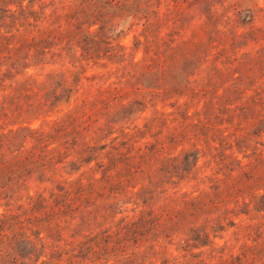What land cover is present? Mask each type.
Masks as SVG:
<instances>
[{"label":"rangeland","instance_id":"obj_1","mask_svg":"<svg viewBox=\"0 0 264 264\" xmlns=\"http://www.w3.org/2000/svg\"><path fill=\"white\" fill-rule=\"evenodd\" d=\"M22 9L0 264H264V0H0Z\"/></svg>","mask_w":264,"mask_h":264},{"label":"trees","instance_id":"obj_2","mask_svg":"<svg viewBox=\"0 0 264 264\" xmlns=\"http://www.w3.org/2000/svg\"><path fill=\"white\" fill-rule=\"evenodd\" d=\"M3 16H0V30L3 29V27H8L6 24H5V21L6 19H10L12 18V23H15L16 21H26L30 16H31V13H29L28 10L26 9H22L18 14H11L10 12L8 11H4V13H2ZM20 26V25H18ZM90 48H87L86 51H88ZM88 56V55H87ZM89 57H93V56H89ZM1 60H4L3 57H0ZM238 100V98H235L233 99L232 98V101L235 103L236 101ZM69 119V118H68ZM68 120L66 119L65 121H63L60 126L55 130L56 131V134H53L49 137V139L51 140H55L56 142L59 140L61 134L64 132L63 129H65L66 127H69V125L71 124H68ZM63 135V134H62ZM26 136H23V139H25ZM27 137L28 138H32L34 137V140L36 141V144H39V143H42L45 139L46 136H44L43 134H40V135H35V133H31V132H28L27 133ZM79 141V140H78ZM76 147H79V142H77V140L74 142ZM46 146V145H45ZM35 149V148H34ZM31 150L30 151V154H34L35 153L33 152L34 151ZM44 167V166H43ZM44 168H47V167H44Z\"/></svg>","mask_w":264,"mask_h":264}]
</instances>
